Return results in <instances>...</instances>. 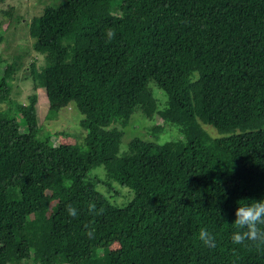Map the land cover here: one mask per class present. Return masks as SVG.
Returning <instances> with one entry per match:
<instances>
[{
    "label": "trees",
    "instance_id": "obj_1",
    "mask_svg": "<svg viewBox=\"0 0 264 264\" xmlns=\"http://www.w3.org/2000/svg\"><path fill=\"white\" fill-rule=\"evenodd\" d=\"M23 20L0 72V264H264L231 240L238 202L264 199V0H55ZM36 91L45 120L58 97L77 109L83 142L44 133ZM133 115L177 139L123 145Z\"/></svg>",
    "mask_w": 264,
    "mask_h": 264
},
{
    "label": "rangeland",
    "instance_id": "obj_2",
    "mask_svg": "<svg viewBox=\"0 0 264 264\" xmlns=\"http://www.w3.org/2000/svg\"><path fill=\"white\" fill-rule=\"evenodd\" d=\"M55 0H0V72L9 66L10 58L17 48H21L26 40L31 44V39L28 37L25 28L22 24L19 26L13 23V17L16 15L24 16L25 21L30 22L32 17L38 16L42 13L46 5H53ZM108 11L102 10V14L106 15ZM26 36H24V33ZM39 59L43 61L40 56ZM3 62V63H2ZM20 97L23 100L28 94L29 85L24 83L20 85ZM36 94V108L38 111V121L45 134L52 136L54 143L62 144H80L83 142L85 131L82 127L83 116L73 106H69L61 98H57L53 103V107L57 109L56 117L45 120L43 118L44 110L39 109L40 106H45V98L41 91L35 92ZM40 112V113H39ZM40 114V115H39ZM46 116V115H45ZM161 119L154 116L151 119L143 118L139 115H133L129 125L123 130V145L128 144L132 139L138 138L143 140H158L159 142L174 141L178 137L177 129L173 127L165 128L160 133H154V126H160ZM212 137H221L215 129L210 126L204 127ZM264 128V124L262 126ZM42 131V133H43ZM63 134L65 136L60 135ZM116 248V246H113ZM106 254V252H105Z\"/></svg>",
    "mask_w": 264,
    "mask_h": 264
},
{
    "label": "clouds",
    "instance_id": "obj_3",
    "mask_svg": "<svg viewBox=\"0 0 264 264\" xmlns=\"http://www.w3.org/2000/svg\"><path fill=\"white\" fill-rule=\"evenodd\" d=\"M106 36L111 42L116 36L115 30L111 27L107 28ZM88 208L92 214L97 212L93 202L89 203ZM66 211L72 218H76L79 214L77 208L72 205H68ZM235 217L232 224L235 228L231 236L232 243L257 250L264 249V199L239 201ZM91 234L90 232L89 235ZM197 238L205 247L216 246V237L207 228H201Z\"/></svg>",
    "mask_w": 264,
    "mask_h": 264
}]
</instances>
